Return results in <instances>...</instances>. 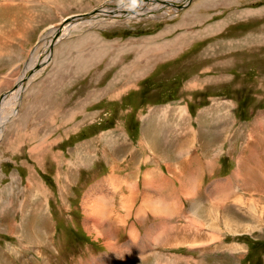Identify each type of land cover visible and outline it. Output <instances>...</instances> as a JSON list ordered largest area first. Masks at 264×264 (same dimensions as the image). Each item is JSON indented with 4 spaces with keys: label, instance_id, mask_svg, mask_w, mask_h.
I'll return each instance as SVG.
<instances>
[{
    "label": "rangeland",
    "instance_id": "1",
    "mask_svg": "<svg viewBox=\"0 0 264 264\" xmlns=\"http://www.w3.org/2000/svg\"><path fill=\"white\" fill-rule=\"evenodd\" d=\"M107 1L113 0H0V58L21 56L10 67L8 61L0 62V139L17 118L25 86L52 60L54 47L47 46L54 41L52 31L55 40H64L68 57L86 40L103 38L115 42L120 62L142 54L145 42L164 33L160 40L170 51L193 37L182 47H192L186 51L189 57L169 61L173 64L140 97L150 104L181 102L176 106L185 108V124L166 127L171 142L174 128L176 147L152 144L162 139L161 124L154 126L159 131L152 137L133 141L132 85L119 91L112 107L87 109L84 123L73 120L75 110L72 123L55 124L53 140L49 136L29 147L40 155L23 154L0 165V201L6 202L0 211V242L16 247L1 251L5 255H0V264H23V257L32 264H264V147L255 148L251 159L253 141L246 142L248 148L235 147L245 134L264 144V0H185L178 3L188 2L181 9L167 0H151L149 6L130 0L126 8L134 6L140 14L145 6L175 10L168 12L171 18L154 11L145 18L131 15L129 21L102 16L97 23L71 24L62 32V20L74 22L103 9ZM29 56L24 74L42 58L44 62L21 88L18 74ZM103 60L105 66L108 58ZM8 67L12 75L3 72ZM4 79L12 82L7 89ZM16 84L15 92L1 99ZM170 115L172 123L181 121L176 111ZM180 132L190 139L188 153L199 155L198 164L218 159L227 149L226 140L237 168H229V159L223 157L218 165L229 171L215 164L218 173L205 170L203 178L193 172L196 178L189 180L193 173L174 159L186 144H178ZM156 148L175 165L167 168L154 157ZM190 156L183 157L186 166ZM209 208L212 215L204 218Z\"/></svg>",
    "mask_w": 264,
    "mask_h": 264
},
{
    "label": "crops",
    "instance_id": "2",
    "mask_svg": "<svg viewBox=\"0 0 264 264\" xmlns=\"http://www.w3.org/2000/svg\"><path fill=\"white\" fill-rule=\"evenodd\" d=\"M218 24L222 25L221 23ZM163 34H158L154 40L145 42L146 45L142 46L144 47V50L142 49V54L129 57L130 59L127 62H120V58L117 55V49L113 47V43H115L114 41L106 42L103 40V38L93 40L94 42L86 40L84 45L80 47V51L78 53L73 52V54H70L69 57L67 56L68 54L66 51V53L63 52L66 47L63 46L64 40L58 42L54 46L51 62L46 64L48 67L41 70L39 72L40 74L35 76L29 85H27V87L25 86V91H23L25 93L22 96V102L17 114V118L9 127V129L4 132V137H2L3 139H0V157L3 158L0 160V165L2 166L4 162L20 157L23 154L29 156L40 155L39 152H35V148L37 147L38 142L45 140L47 141L49 136L50 139H54L55 124H70L73 122V120H75V122H79L85 116L87 109L90 108L101 109L112 107L114 103L116 104V102H118V95L120 93L119 91H123L124 88L130 85H132L133 91L131 100L133 102L132 106L134 108V112L132 115L133 123L130 122L129 125L131 124L132 126L134 124L135 130H133V136L130 135L132 131L129 130L128 137L131 136L133 141L136 142H138L139 139H144L146 136L152 137L155 132L159 131L157 127L154 128V126L161 124L163 128L161 131L162 139L158 143L152 142V144H155L158 148L164 144L166 146H173L175 148L174 128L178 125L182 126L185 124L187 118H184L185 114H182L185 108L183 106H176V103H179V105L181 103L178 101H175L173 106L162 104L159 101L154 102V104L147 103V98H141L140 96L142 95H140V92L142 91L144 94L148 92L147 89H149V87L154 86V79L162 77L164 69L167 66L169 68V65L173 64L168 63L169 61H172V59L176 57L180 58L179 61L189 57L187 56L188 54H186V51H189V49L192 47H187L185 49L182 47L190 42L193 37H188L190 38L188 42L180 43L179 46H174L170 51V49L168 50L166 46L161 43L162 40H160V38H162L161 36ZM178 41L179 39L177 38L175 42ZM196 41H198L197 38L193 45L197 44ZM199 47L200 46L197 48ZM174 50H177L178 54H176ZM6 55L0 58L2 59L0 62L8 61L9 67L11 66V63L19 64L18 59L21 58V56L7 60L5 58ZM104 58H108L105 66L103 65ZM9 67V71L6 70L3 72H5L7 75L8 73L12 75L10 72L11 68L9 69ZM20 73L18 75H20ZM125 78L126 80L129 79V82H124ZM2 82L4 85H6L5 89H7L12 84L10 81L6 83V79H4ZM192 82L193 81H189L190 84ZM121 83L128 84L124 85ZM133 83L135 84L133 85ZM127 97H130V95H127ZM75 110L78 114H76L74 119L71 121V114L75 115ZM175 111L176 114L180 116L178 119L181 121L172 123L169 117L171 116L170 114L175 115ZM224 115L226 117V113H224ZM199 117V114H196L194 119L198 121ZM147 119L148 121L145 122ZM84 120H81L83 121L82 123H84ZM170 124L174 126V128L171 129V132H173V142H171L172 138L166 137V127H168ZM142 126L144 130L142 129ZM135 131H137V134L134 135ZM29 134L35 136L32 137L34 139L37 138L36 141L32 139V137H29ZM245 137L246 138L239 139V144L238 142L235 143V147H237L238 151L240 150V146L243 148H248L246 147L249 145L248 143L246 144L248 140H251L254 143L256 142L255 140H257L256 144L258 148L264 147V144H260V141L256 139V135L252 136L251 134H245ZM150 140L152 141L151 138ZM189 140L190 139L187 137H182L181 132L178 134V144H181V141H184L187 144V141L189 142ZM28 141H31L30 145V142ZM32 141L36 143L32 144ZM227 143L228 142L224 140L223 147L227 146L225 148L228 149ZM186 144L184 147L178 150V153H175L174 158L177 161V163L176 161L175 163L183 167V169L185 168L184 170H186V172H196L200 175V177L203 176V178L206 175V171L210 174H214L216 171V165L219 164L223 157L229 159L228 162L231 165L229 168L233 166L237 168V165L235 164L236 159H230L231 157H235V155L229 156V154H227V149L225 151L222 150V154L213 162L205 161V165L203 164L204 162L198 164L200 158L199 155L194 156L196 159L192 155L190 156L188 153L190 148L188 147L189 145ZM237 144L238 146H236ZM32 145H35L36 147L29 149V147ZM23 147H26L27 152L23 153ZM250 148H254L252 153H250V156L252 157V155L254 156L253 151H255V147L251 146ZM142 150L146 151L145 149ZM152 150V153L155 154L154 157H159L165 166H167V168H170L171 165H175V163H170L168 159L165 158L166 156L163 155L159 149L156 148ZM139 151L143 152L141 150ZM238 151L236 153H238ZM189 156L191 157L190 164L189 166H186V160H184L183 157L186 158ZM208 156L210 157L209 153ZM146 160H148V157L145 159V161ZM202 160L203 159H200V161ZM194 164H197L196 169L193 166ZM218 166L220 167V165ZM221 168L224 172L229 171V168L225 169L223 166L220 167V169ZM177 169H175V171ZM220 169H218V171ZM218 171H216V173H218ZM157 172L158 170L155 169V173ZM189 180L194 181V173ZM0 203L3 205V207H0L1 211V208H4L6 202L0 201ZM5 248L14 249L16 248L15 243L8 241H3V243L0 242V255H5V253H1V251ZM6 258L12 259L13 261L15 260L12 256H6ZM24 258L25 257H23L21 260L23 264H32L28 258ZM12 264L18 263L15 260ZM106 264H110V262Z\"/></svg>",
    "mask_w": 264,
    "mask_h": 264
},
{
    "label": "bare ground",
    "instance_id": "3",
    "mask_svg": "<svg viewBox=\"0 0 264 264\" xmlns=\"http://www.w3.org/2000/svg\"><path fill=\"white\" fill-rule=\"evenodd\" d=\"M148 1H151V0H136V2L137 3H146V5L147 6H149V2ZM166 1V0H165ZM181 1H185V0H167L166 1V3H168V5H170V4H172V5H175L176 6V9H181L182 7H185L187 4H188V2L190 3V0H187L188 2H184V4H178L179 2H181ZM157 2H161L160 0H157ZM130 3H131V1L130 0H113V1H107L103 6H104V8L103 9H100V8H98V9H95V10H97V11H95L94 10V12L92 11V12H90V13H88V14H84L82 17H78V18H76V19H73V20H75L74 22H69V20L70 19H68V21L67 22H65V20H62V27L61 28H63L62 30V32H65V30L72 24V27H76L77 25L78 26H80V25H83L84 24V26L85 25H88V24H92V23H97V22H95V21H99V20H101V19H103V17L104 18H106L107 20H110V21H114V20H112V19H114V18H117V16H120V19H123V20H130V18H133L131 15H134V17H136V18H145L146 17V15H151V12L152 11H154V13L155 14H158L159 16H167V17H165V18H171V15H169V13H171L173 10H175V8H173V6H171L170 8L169 7H155L154 6V8L153 7H151V8H146V6H145V14H140V13H137V12H134V11H137V10H135L133 7L134 6H130V7H128V8H126L127 6H129L130 5ZM182 3V2H181ZM140 4H137V6L138 5H140ZM112 5H117V8H115L114 6L112 7L113 9H111L110 8V6H112ZM157 5V4H156ZM153 6V5H152ZM109 8V9H108ZM138 9V8H137ZM109 10V11H108ZM162 10L164 11L163 13L164 14H162ZM119 12H123V13H120L119 14ZM169 12V13H168ZM130 13V14H129ZM168 13V14H167ZM112 14H115L116 16H114V15H112ZM117 14H119V15H117ZM175 14V13H174ZM103 16V17H102ZM97 17H100L101 19H99V18H97ZM150 18H151V16H150ZM162 17H159V19H161ZM120 19H119V21H120ZM143 20V19H142ZM122 21V20H121ZM140 21V20H139ZM125 22V21H124ZM109 24H111V22L109 23ZM106 25H108V24H106ZM68 26V27H67ZM65 27V28H64ZM105 27H107V26H105ZM184 27V26H183ZM54 34V31H52L51 32V36H53V39H54V41H52V38H51V41L48 43V45L47 46H49L50 45V47L51 48H53L58 42H60V39H56L55 40V38H57V36L56 35H53ZM61 39H63V36H62V38ZM50 48V49H51ZM157 48V47H156ZM160 49V48H159ZM47 56L49 55L50 56V50H49V52H48V54H46ZM48 56V57H49ZM35 61V60H34ZM39 62V61H38ZM44 62V59L42 58L41 59V61H40V63H35V65L37 64V65H41L42 63ZM47 62V61H46ZM34 64H33V60H31L30 61V64H29V69H31V67L33 66ZM43 65H45V64H43ZM42 66H40V68H41ZM29 73V72H28ZM28 73L27 74H25L26 76L28 75ZM33 73V72H32ZM32 73L31 74H29L28 76H27V79L28 78H30V75H32ZM34 77V76H33ZM26 79V80H27ZM31 81V80H30ZM26 82V81H25ZM20 83V82H19ZM21 86V85H20ZM15 91H13L12 93H14ZM18 93V92H17ZM15 96H18V95H15ZM14 100H16V99H14ZM13 101V100H12ZM18 101V100H17ZM18 103V102H17ZM176 134V133H175ZM256 142H257V140H255ZM255 142V143H256ZM255 143H252V144H255ZM114 144V143H113ZM115 145V144H114ZM81 156V155H80ZM253 156V155H252ZM254 158V157H253ZM250 159H251V156H250ZM80 161V160H79ZM82 161V160H81ZM240 162V161H239ZM244 169H246L245 167H244ZM242 171V170H241ZM248 171V170H247ZM151 174V173H150ZM243 174V173H242ZM245 175V174H244ZM254 178V177H253ZM195 179V178H194ZM109 180V179H108ZM193 180V179H192ZM257 180V179H256ZM189 181V180H188ZM238 181V180H237ZM194 182V181H193ZM247 182H249V181H246L245 183H247ZM110 183V182H109ZM187 183V182H186ZM115 185V184H114ZM108 187L109 188H114L112 185H108ZM116 189V188H115ZM114 189V190H115ZM214 189V188H213ZM97 198V197H96ZM99 198V197H98ZM101 199H102V197H100ZM123 200V199H122ZM94 203V202H93ZM193 204H195V203H193ZM162 206V205H161ZM195 207V206H194ZM210 207V206H209ZM210 208L209 209H206V213H205V215L203 216L204 218H208L209 216H211L212 215V210H211V212H210ZM209 212H210V214H209ZM224 216V215H223ZM222 216V217H223ZM210 219V218H209ZM226 219V218H225ZM205 221H207V219H205ZM210 223V222H209ZM197 225V224H196ZM192 227V226H191ZM194 227V226H193ZM194 228H196V227H194ZM194 232V231H193ZM232 249V248H231ZM234 250V249H233Z\"/></svg>",
    "mask_w": 264,
    "mask_h": 264
},
{
    "label": "water",
    "instance_id": "4",
    "mask_svg": "<svg viewBox=\"0 0 264 264\" xmlns=\"http://www.w3.org/2000/svg\"><path fill=\"white\" fill-rule=\"evenodd\" d=\"M191 1V0H190ZM31 53H32V51L29 53V55L31 56ZM30 56L28 57V59L26 60V62L24 63V65H23V67H22V71H21V73H20V75H19V77H20V80H19V84L20 85H22V83H25V80L27 79V76L29 75V74H31L32 72L34 73L37 69H39L40 68V66H35L34 68H32L31 69V71L29 70V73H28V75L26 76L25 74H24V71L26 70V68L28 67V62H29V58H30ZM24 74V75H23ZM19 84H16L15 86H13L12 87V89H10L9 91H7V92H5L4 94H2L1 95V99L3 98V97H5V96H7V95H9L10 93H12L13 91H15V89L16 88H18V85ZM24 86H21V88H23ZM20 96H21V94H20ZM20 98V97H19Z\"/></svg>",
    "mask_w": 264,
    "mask_h": 264
},
{
    "label": "flooded vegetation",
    "instance_id": "5",
    "mask_svg": "<svg viewBox=\"0 0 264 264\" xmlns=\"http://www.w3.org/2000/svg\"><path fill=\"white\" fill-rule=\"evenodd\" d=\"M256 145V143L254 144V146ZM257 150H259V148H258V146L257 147H255Z\"/></svg>",
    "mask_w": 264,
    "mask_h": 264
}]
</instances>
